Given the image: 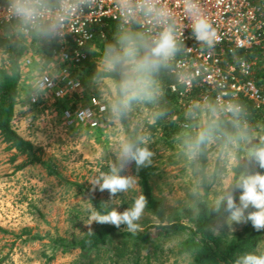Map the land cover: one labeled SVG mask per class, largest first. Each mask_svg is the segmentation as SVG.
<instances>
[{
    "label": "rangeland",
    "instance_id": "obj_1",
    "mask_svg": "<svg viewBox=\"0 0 264 264\" xmlns=\"http://www.w3.org/2000/svg\"><path fill=\"white\" fill-rule=\"evenodd\" d=\"M30 48L34 49L33 46ZM34 55L37 58L34 65L21 71L24 89L20 100L23 102H20L13 128L31 141L35 153L45 164H28L18 169L26 157L13 158L15 152L7 150L0 138V264H110V261L117 264H190L188 255L177 252L175 236L155 237L156 242L147 245H134V241L129 240L125 245V256L118 257L114 248L122 237L117 235L109 245L101 248L98 255L91 254L93 263L81 258L77 249L62 252L53 239L59 235L72 239L101 224L93 221L91 197L100 199L108 211L116 208L122 213L139 194L129 190L110 198L108 190L100 191L98 185L92 184L94 178L100 172H107L115 161L120 143L128 141L127 128L131 131L137 128L138 132L145 133L141 139L142 147L147 146L154 153L151 163L155 168L151 178L154 196L162 202L166 213L178 215L187 223L188 214L195 211L196 199L205 196L216 206L223 193L234 191L239 203L242 190L235 186L240 179L250 172L264 174V168L250 157L255 148L264 146V129L250 136L244 135L240 147L233 140L219 145L213 137L207 143L209 151L202 168L198 151L193 155L188 147L192 138L190 130L187 133L179 129L181 136L170 139L160 125L153 130L149 128L148 123L153 122L159 104L157 98L148 103L150 106L145 102L133 103L125 113L123 123L112 110L116 92L109 78L90 82L78 94L61 100L62 104L56 103L57 100L47 93L40 96L38 107H30L27 94L34 78L45 68L55 71L57 62L36 52ZM99 67L105 68L103 60L99 61ZM91 96H98L111 106L109 113L100 117L98 127L65 124L61 110L72 102L87 103ZM182 103H177L180 111L183 110ZM206 111L202 109L195 113L192 132H197V128L200 130L207 120L213 122L214 117ZM183 134L189 135L182 137ZM238 164H245L239 173ZM121 175L137 177L133 163ZM254 211L256 209L250 206L245 217ZM248 221L232 222L227 214L214 230L240 231ZM138 223L137 231H141L157 220L145 210ZM26 228L28 231H24ZM120 229L126 231V225L121 224ZM34 235H39L40 239H33ZM261 252H264V230L255 249V253Z\"/></svg>",
    "mask_w": 264,
    "mask_h": 264
},
{
    "label": "trees",
    "instance_id": "obj_2",
    "mask_svg": "<svg viewBox=\"0 0 264 264\" xmlns=\"http://www.w3.org/2000/svg\"><path fill=\"white\" fill-rule=\"evenodd\" d=\"M251 2L258 8H262L264 5V0H251ZM100 30L96 26L91 27L94 35L86 45L87 58L80 63H66L67 73L71 78L79 80L82 87L87 86L94 80L109 78L114 83L117 96L115 82L119 79L118 73L109 72L106 68H100L99 61L103 60L105 49L115 43L119 32L141 33V31L135 24L123 28L116 21L107 22L104 27V37L99 35ZM10 31L11 27L9 25L0 24V138L6 145L7 150L15 152L13 158L18 156L26 157L17 167L22 169L28 164L45 163L35 153L31 141L23 138L13 128L12 124L15 106L18 102H23V100H20L22 97L20 94L21 90L24 89L21 83L20 61L31 49L30 46H33V50L37 53L42 52L50 55L53 50L58 48V45H53V40L48 37L45 31L34 32L24 40L10 37ZM223 59L224 62L233 64L239 63L241 59L249 62L251 65V79L264 93V48L253 47L234 50L233 52H227ZM170 70L171 64L168 62L157 76V85L161 86L162 93H159L156 97L159 103L156 106V115L153 116L155 118L152 123H148V126L153 130L155 126L160 125L166 136L173 139L176 135L181 136L179 129L181 130L182 128L178 126L177 121L186 120L194 124L196 120L194 115L196 112H200L201 109L195 108L188 113L183 103V110L177 109V97L169 88V84L175 80V75ZM201 90L196 87L194 89L195 95H199ZM60 101L57 100L56 103L59 104ZM234 102L241 107L238 115L230 113L216 118L213 122L207 120L202 127L212 125L215 128L213 136L219 145L233 140L240 147V140H236L239 133L242 132L244 135L250 136L264 129V110L254 108L252 103L245 97H240ZM148 105L150 106V104ZM110 109L111 106L107 105L106 114L109 113ZM213 109L214 103L210 100L206 107V112L213 113ZM186 114H189L187 118H185ZM120 118L124 123L125 114L120 116ZM126 133L128 136L127 142L142 147L141 139L145 133L138 132L137 128L132 131L127 128ZM195 133L190 130L189 134L193 138ZM188 135L183 134L182 137H187ZM208 151L207 144L202 145L198 150L202 168L206 162ZM244 165L238 164V173L243 170ZM47 166L49 167V165ZM133 166L138 177L140 191L146 196L148 201L145 210L157 220V223L147 225L143 230L135 233L120 229L121 225L117 227L111 223H101L81 236H75L72 239L60 235L55 237L53 242L56 243V247H60L62 252L77 249L80 251V257L87 259L89 263L94 261V259L90 258L91 254L95 253V255H98L101 248L109 245L113 241V237L117 235L122 237L119 244L114 248L118 257L125 256V245L129 240H133L134 245H147L154 244L156 242L155 237L159 238L161 236H175V239H177V252L188 255L190 264H235L238 257L245 253L255 252L258 237L264 229L257 231L253 227L251 220H249L240 231L227 232L222 228L219 232H215L214 227L226 217L227 213L224 212L223 206H221L219 211H216V206L211 205L205 196L196 199L194 203L195 211L193 213L190 212V215L188 214V223L184 222L178 215L166 213L162 202L154 196L151 178L155 168L152 164L137 169L133 162ZM78 187H81V185H78ZM90 200L94 212H98L101 215L106 214L108 210L100 199L91 197ZM24 231H28V229L26 228ZM32 238L40 239V236L34 235ZM110 264L117 263L110 261Z\"/></svg>",
    "mask_w": 264,
    "mask_h": 264
},
{
    "label": "built area",
    "instance_id": "obj_3",
    "mask_svg": "<svg viewBox=\"0 0 264 264\" xmlns=\"http://www.w3.org/2000/svg\"><path fill=\"white\" fill-rule=\"evenodd\" d=\"M62 3L63 0H44L42 14L34 23L26 24L14 15L12 0H0V24L11 27L10 37L24 40L34 32L48 33L52 23L58 22L60 25L56 35L47 34L58 48L50 55L39 53L42 57L57 61V75L48 68L39 72L27 94L30 107H38L42 94L50 93L54 99L64 100L81 91V82L68 75L66 63H80L87 58L86 45L94 35L92 26L101 29V37H104V27L108 21L119 22L123 28L135 24L146 36L155 35L160 30V26L143 12L128 17L122 10L120 0H83L74 12H64ZM69 3H76V0H69ZM196 4L217 31L219 39L212 49L195 40L192 20L185 11L186 0H160L157 5L170 10L172 15L169 23L174 24L177 33H182L179 37L181 50L169 61L170 71L175 75V80L169 84L170 91L176 95L178 102H183L188 113L195 108L206 109L212 100L215 109L211 113L213 121L230 114L225 108L229 103L235 104L234 101L240 97L247 98L254 108L264 110V93L251 79L250 63L245 59L236 64L226 63L223 59L227 52L234 50L264 48V5L258 8L251 0H196ZM35 52L30 49L22 57L20 71L34 65L37 60ZM196 87L202 89L199 95L194 93ZM157 89L158 94L162 93L160 85H157ZM106 112V103L98 96H91L87 103L72 102L66 105L60 114L65 124L96 128L100 117ZM16 117L14 113L12 124ZM177 124L185 131L191 130L193 126L186 120L177 121Z\"/></svg>",
    "mask_w": 264,
    "mask_h": 264
},
{
    "label": "clouds",
    "instance_id": "obj_4",
    "mask_svg": "<svg viewBox=\"0 0 264 264\" xmlns=\"http://www.w3.org/2000/svg\"><path fill=\"white\" fill-rule=\"evenodd\" d=\"M83 0L69 3L63 0L61 5L64 12H74ZM121 7L128 17H133L136 12H143L151 21L160 26L155 35L146 36L144 33L121 31L118 33L115 43L107 47L103 55V63L109 72L118 73L119 79L115 82L117 96L113 104V113L120 117L124 115L136 102L151 103L158 95L157 76L160 70L166 67L181 50L179 37L174 24L169 23L171 12L165 7H158L160 0H120ZM44 0H12L11 8L16 17L23 23H34L42 14ZM185 11L192 20V33L199 44L214 48L219 37L216 29L207 17L198 10L196 0H186ZM59 23H52L48 29V35H56ZM242 67L243 62L241 61ZM191 111V109L189 110ZM215 109H213V112ZM225 111L238 115L241 111L239 104L229 103ZM215 132L212 125L201 128L191 138L188 147L193 155L202 145L209 143ZM245 139L241 132L236 140ZM154 153L147 147L123 141L120 143L116 159L109 165L107 172H100L94 178L92 184L98 185L100 191L108 190L110 198L118 193H127L135 190L136 196L128 209L122 213L112 208L106 214L93 213V221L111 223L117 227L125 224L130 232H137L138 223L148 205L146 196L140 191L138 177L133 175H121L133 162L137 169L147 167L152 163ZM250 157L255 160L260 168H264V146L255 148ZM241 189L239 203L234 196V191H226L216 201V211L223 206L224 212L232 222H247L251 220L253 227L259 231L264 229V174L250 172L244 175L235 186ZM118 200V199H112ZM256 209L245 217L249 207ZM235 264H264V252L245 253L238 257Z\"/></svg>",
    "mask_w": 264,
    "mask_h": 264
},
{
    "label": "crops",
    "instance_id": "obj_5",
    "mask_svg": "<svg viewBox=\"0 0 264 264\" xmlns=\"http://www.w3.org/2000/svg\"><path fill=\"white\" fill-rule=\"evenodd\" d=\"M19 105H20V103L18 102V103L16 104V106H15V110H14V113H15V114L18 112V108L20 107ZM16 115H17V114H16Z\"/></svg>",
    "mask_w": 264,
    "mask_h": 264
}]
</instances>
